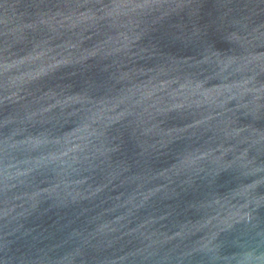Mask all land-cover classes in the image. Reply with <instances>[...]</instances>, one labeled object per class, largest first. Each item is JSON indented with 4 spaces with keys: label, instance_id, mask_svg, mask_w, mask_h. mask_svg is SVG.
<instances>
[{
    "label": "water",
    "instance_id": "obj_1",
    "mask_svg": "<svg viewBox=\"0 0 264 264\" xmlns=\"http://www.w3.org/2000/svg\"><path fill=\"white\" fill-rule=\"evenodd\" d=\"M0 264H264V0H0Z\"/></svg>",
    "mask_w": 264,
    "mask_h": 264
}]
</instances>
